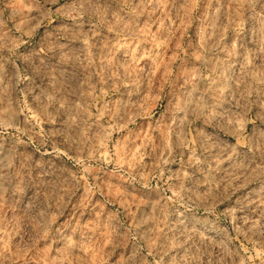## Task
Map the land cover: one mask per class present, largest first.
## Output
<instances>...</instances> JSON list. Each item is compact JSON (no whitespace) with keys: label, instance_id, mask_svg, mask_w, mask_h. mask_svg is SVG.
Masks as SVG:
<instances>
[{"label":"rangeland","instance_id":"rangeland-1","mask_svg":"<svg viewBox=\"0 0 264 264\" xmlns=\"http://www.w3.org/2000/svg\"><path fill=\"white\" fill-rule=\"evenodd\" d=\"M0 264H264V0H0Z\"/></svg>","mask_w":264,"mask_h":264}]
</instances>
